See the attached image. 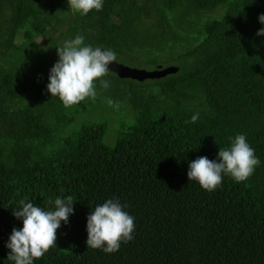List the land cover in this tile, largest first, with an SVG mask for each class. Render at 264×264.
Wrapping results in <instances>:
<instances>
[{"label":"trees","instance_id":"1","mask_svg":"<svg viewBox=\"0 0 264 264\" xmlns=\"http://www.w3.org/2000/svg\"><path fill=\"white\" fill-rule=\"evenodd\" d=\"M45 1L0 0V264H14L6 245L22 228L12 214L19 200L54 210L67 196L73 213L57 230V247L33 264H264V35H256L264 0H104L102 11L84 16L68 0H49L65 9L61 17L47 13ZM217 8L220 15L196 20ZM67 14L72 24L59 47L83 35L122 58L170 55L178 71L143 82L109 71L110 87L97 82V93L116 110H126V98L134 120L111 145L106 123L96 121L43 152L68 119L47 92L57 53L50 61L54 51L35 39ZM56 39L49 36L52 45ZM178 42L188 43L185 51ZM197 112V122L185 123ZM238 134L260 161L248 180L225 175L211 192L188 180L190 162L216 160ZM108 199H118L136 226L134 239L112 254L86 244L87 217Z\"/></svg>","mask_w":264,"mask_h":264},{"label":"clouds","instance_id":"2","mask_svg":"<svg viewBox=\"0 0 264 264\" xmlns=\"http://www.w3.org/2000/svg\"><path fill=\"white\" fill-rule=\"evenodd\" d=\"M103 3L104 0H68L72 12L81 16L92 10L102 11ZM258 21L264 24V14L258 16ZM256 35H264V28L259 29ZM56 52L58 60L50 69L47 92L51 97H58L65 108L86 99L94 100L97 82L105 90L110 87V81L104 78L109 75V65L117 60L113 50L93 48L85 44L83 35H77L74 39L64 41L62 46L56 48ZM198 120L197 112L185 123ZM259 163L245 135L238 134L232 139L230 147L219 149L216 160L199 157L190 162L187 177L189 181L197 182L203 190L211 192L222 185L225 175L236 183L248 180ZM73 203L71 196L57 197L54 210H46L27 197L19 200L18 210L12 214L22 221V228L12 229L6 245L10 249L7 259L14 264H33L34 260L41 259L57 247V230L62 221L68 223L73 213ZM124 207L118 199H108L95 206L87 217V247L112 254L119 250L122 242L134 239V217L124 211Z\"/></svg>","mask_w":264,"mask_h":264},{"label":"rangeland","instance_id":"3","mask_svg":"<svg viewBox=\"0 0 264 264\" xmlns=\"http://www.w3.org/2000/svg\"><path fill=\"white\" fill-rule=\"evenodd\" d=\"M44 7L46 8L47 13L50 11L51 16L57 14L59 17H61L62 13L65 12L64 8H61V11H56L58 8L52 9L49 0H46L44 3ZM72 13V12H71ZM70 13V14H71ZM221 14V8H217L213 12H204L201 15H196V20L201 19V17H204L206 20L209 19L212 15H220ZM72 15L67 14V16L64 19L63 24H59L55 27L53 31H49L39 37H36V41L41 44L47 53L51 54V51H54L51 56L52 62H55L56 57L55 54L56 48L59 47L58 45L62 42V38L59 37L61 33L65 32L69 25L72 24V21H70V18ZM153 18H155L154 15H151L148 18V21H152ZM19 34V33H18ZM20 36V34H19ZM49 36H52L56 39V44L52 45V43L49 41ZM19 39L16 40V45H19ZM177 46L179 48H182V52L185 51L186 47L188 46V43L178 42ZM181 51V50H179ZM148 55L141 54L140 56L134 55H126L124 58L117 56V61L127 64L132 67H138V68H144L147 70H152L156 66H167L169 64H175L170 62V55H161L156 58L154 62H150V59H148ZM150 62V63H149ZM41 78L40 72L36 73V81L38 82ZM161 79V78H160ZM162 79H166L165 77H162ZM154 79H147L145 81H153ZM152 87V86H151ZM120 91L122 90L123 86L122 84L119 86ZM62 103V102H61ZM122 103L126 105V110L123 109H114L111 108L108 101L104 98H101V95L97 93L96 98L94 100L86 99L83 102H80L79 104L67 108L64 113L66 115V118L68 119V123H64L60 125V127L57 128L56 132L53 134L51 141H48L47 144H45L42 148L43 152H48L51 149H53V145H57L58 137H64L67 136L79 129L80 126L87 124V122H105L107 125L106 133L104 135V142L108 145H111L114 143V136L116 135L117 130L122 127L123 125H128V123L132 122L134 120V112L132 110V107L129 108V104H127L126 98H122ZM78 105H80L78 107ZM131 106V105H130ZM116 137V136H115Z\"/></svg>","mask_w":264,"mask_h":264},{"label":"water","instance_id":"4","mask_svg":"<svg viewBox=\"0 0 264 264\" xmlns=\"http://www.w3.org/2000/svg\"><path fill=\"white\" fill-rule=\"evenodd\" d=\"M109 71L115 73L119 78H128L143 82L147 79H158L167 74L176 73L178 66L176 64H169L164 67L158 65L152 70H147L115 61L109 65Z\"/></svg>","mask_w":264,"mask_h":264}]
</instances>
